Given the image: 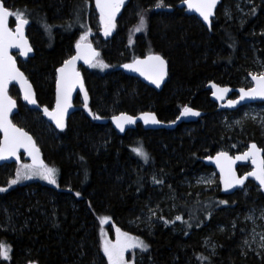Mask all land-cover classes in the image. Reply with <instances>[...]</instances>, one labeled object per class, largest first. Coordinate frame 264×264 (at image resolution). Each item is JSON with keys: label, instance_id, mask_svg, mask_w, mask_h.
<instances>
[{"label": "trees", "instance_id": "trees-1", "mask_svg": "<svg viewBox=\"0 0 264 264\" xmlns=\"http://www.w3.org/2000/svg\"><path fill=\"white\" fill-rule=\"evenodd\" d=\"M2 1L12 12L26 10V36L34 54L18 66L37 104L51 108L56 69L82 35L97 33L101 15L93 0ZM180 1L163 0L158 8L159 0H124L112 21L115 29L94 46L95 66L82 69L88 112L76 94L63 130L16 100L11 120L32 135L45 165L56 169V184L10 185L0 173V188L6 189L0 192V243L11 249L0 264H109L103 245L116 242V229L148 246L129 247L125 264H264V256L244 252L246 223L240 218L250 205L264 204V191L250 181L232 195L222 194L217 182L213 192L188 185L195 174L210 169L202 163L206 155L241 152L250 142L264 155V136L254 122L224 120L244 106L219 111L206 89L209 82L247 87L249 75L264 66V0H245L243 12L233 0H220L210 27L188 15ZM141 17L144 25L136 31ZM13 21L11 16V26ZM150 53L160 54L168 65L159 91L116 69ZM185 106L204 114L171 130L137 124L122 135L109 122L118 113L145 111L171 122ZM151 207L164 212L159 222L147 224ZM103 217L108 220L102 224ZM203 241L213 244L212 251Z\"/></svg>", "mask_w": 264, "mask_h": 264}, {"label": "snow or ice", "instance_id": "snow-or-ice-1", "mask_svg": "<svg viewBox=\"0 0 264 264\" xmlns=\"http://www.w3.org/2000/svg\"><path fill=\"white\" fill-rule=\"evenodd\" d=\"M190 9H195L197 13L203 18L205 22L209 21L210 16L213 15V9L217 4V0H184ZM97 7L101 13V22L105 25V35H108L111 29L115 26L112 21L115 18L116 13L120 10L124 0H96ZM163 0H159L156 7H163ZM15 16L16 20V31L12 32L8 29V18ZM28 23L26 19V10H16L15 12L10 11L8 8L0 4V131L4 132V139L0 141V160L6 159L9 156H15L19 148H24L25 151L29 152L33 157L32 165H24V171L17 169L16 179L10 180L9 184H16L19 179H29L33 176H39L41 179L46 180L49 184H56V169L49 168L38 159L39 150L36 149L35 144L32 141V137L28 135L22 128L16 127L9 120V113L13 108L16 107V102L8 95V84L10 81H17L21 85V89L24 93L23 98L29 104H35L31 85L28 84L23 73H21L15 65V61L12 56L8 54V49L17 47L21 49V54L26 55L27 52L31 51L28 47L27 40L23 34V26ZM144 25V18L141 17L140 25L136 28V31H140ZM87 33L80 37V41L77 42L76 47L78 55L72 57L69 60L64 61V66L57 69V98L56 107L51 112L47 108L44 109L46 115H48L56 124L58 128H64V115L70 106L68 104V98L71 94L72 88L80 82V73L75 70V61L82 58L80 54L81 41L86 40ZM92 56H98V53L91 51L90 45L87 46ZM85 63H89L87 56L83 57ZM95 66V65H93ZM101 67H107L103 62H100ZM125 68H129L132 71H139L141 75H145L146 78L151 79L157 87L160 86V81L164 78L165 73V61L159 55L149 56L147 60L140 61L136 60L131 65H124ZM253 80L256 81L257 87L245 91L241 89V99L247 97H264V74L253 75ZM213 87H216L213 85ZM81 89L83 90V84L81 83ZM226 92L228 89H223ZM87 94L85 93V107L87 108ZM236 103L230 101V104ZM198 116L199 113L193 111L191 108L185 106L181 112V116ZM97 118L98 117H94ZM141 118L147 124L159 123L155 116L151 113L142 114ZM179 119V117L177 118ZM114 123L117 127L123 131V123H133L134 119L130 116L122 114L118 117H113ZM138 156H141L145 160L148 159V154L143 151L142 148L134 149ZM259 150L255 144L250 146V151L238 156L235 159H246L249 156L253 157V164L257 163L255 156ZM226 161L228 169V179H225L224 172L225 167L221 164V160ZM234 161L228 157L227 153L221 152L217 154L216 163L220 167L222 173V179L224 180L225 187H232L233 184H243L246 178H236L232 172L231 165ZM247 175L254 177L259 184L264 187V160L259 162V167L254 169ZM159 183V181H157ZM6 191L5 188H0V192ZM79 196L80 194L77 193ZM221 203H224L223 201ZM177 220L181 217L177 216ZM108 217L101 218V223H106ZM117 240L116 242L110 243L104 242L103 251L105 256L108 258L109 264H125L124 253L129 247H140L143 250L147 249V245L136 238H131L127 233H121L119 229H116ZM135 239V244L131 241ZM10 247L4 243H0V259L8 260Z\"/></svg>", "mask_w": 264, "mask_h": 264}, {"label": "water", "instance_id": "water-1", "mask_svg": "<svg viewBox=\"0 0 264 264\" xmlns=\"http://www.w3.org/2000/svg\"><path fill=\"white\" fill-rule=\"evenodd\" d=\"M94 2V5H95V8L97 9V11L100 13V10L99 8L97 7V3H96V0H93ZM220 2V0H217V4L216 6L214 7L213 9V15L210 16L209 18V21L208 22H205L203 20V18L199 15V13H197L195 11V9H190L188 7V5L184 2V0H181L180 3H179V6H182L184 9H185V12L188 14V15H193L195 16L197 19H199L206 27H210L211 23H212V19L214 17V14H215V10H216V7L218 5V3ZM0 4H2L4 7H6L3 3L2 0H0ZM7 8V7H6ZM9 9V8H8ZM10 10V9H9ZM101 15V13H100ZM10 21H11V16L8 18V29L12 32H15L16 31V20L14 22V25L11 26L10 25ZM27 26H28V23L25 24L23 26V34H24V37L25 39L27 40V43H28V47L31 48V51L27 52L26 55H22L21 54V49L20 48H17V47H12V48H9L7 51H8V54L10 56H12L13 60L15 61V65H16V68L21 72L23 73L25 79L27 80L28 84L31 85V90H32V93H33V96H34V99H35V93H34V90H33V87H32V84L30 83V81L28 80V78L26 77V75L24 74V72L19 68L18 66V62H17V59H16V55L19 56V58L21 59V61H26L28 60L29 58H31L34 54V49H33V46L31 45L28 37L26 36V29H27ZM81 50H80V54L82 55V58L80 59H77L75 61V70L77 72L80 73V82L83 84V90L81 89V83H77L76 86L74 88H72L71 90V94L68 98V104L70 105L64 115V128H65V124H66V120L69 118V116L71 115V113L73 112L74 108H73V98L76 94H79L81 100L83 101V104H84V108L85 110L88 112V106L87 108L85 107V93L87 94L86 92V87H85V83H84V77H83V73L81 71V67H87L89 66L91 63L94 62V60L96 59L97 56H92L88 47L90 45V48H91V51H94L95 53H98V50L94 48V45L90 42H81ZM78 55V51H77V47L76 45L74 46V50H73V53L70 57H68L66 60H69L71 59L72 57L74 56H77ZM155 55H159L160 57H162L160 54H157V53H150V54H146V55H143L141 57H137L131 61H128V62H125V63H122L120 65L117 66V70L121 71L122 73H124L125 75L127 76H130V77H133V78H137L139 79L144 85L154 89V90H157L159 91L163 85L165 84L166 80H167V76H168V65H167V61L162 57V59L165 61V75H164V78L160 81V86L157 87L156 84H154L152 82L151 79H148L145 77V75H141L139 71H132L131 69L129 68H125L124 65L128 64V65H131L133 64L134 61L136 60H140V61H145L147 60V58L149 56H155ZM87 56L89 58V63H85V59L83 57ZM64 66V61L63 63L57 68H61ZM57 69L55 71V85H54V103L52 105L51 108H47L49 110V112H51L53 109H55L56 107V98H57V76H58V73H57ZM253 75L255 74H251L249 75V79L251 80L252 82V86L251 87H230L228 85H221V84H218V83H214V82H209L207 85H206V89L209 91V99L212 103H214L216 106H217V110L219 111H229V112H233V111H236L238 108L240 107H243V106H246V105H249V104H255V103H263L264 104V97H259V96H255V97H245L244 99H241V92L240 90L241 89H244L245 91L249 90V89H252V88H255L257 87V84H256V81L253 80ZM213 85H215L216 87H213ZM11 86H15L20 94V99H21V102H23L25 105H27L28 107L30 108H33L35 110H38L42 115H43V118L44 120L52 125L53 127H55L57 130H63L61 128H58L55 124V122L48 116L45 114L44 112V109L46 107H41L37 104V102L35 104H29L27 101L24 100L23 98V91L21 89V85L19 82L17 81H10L9 84H8V95L16 102V100L9 94V89ZM223 89H228V91L224 92L222 91ZM36 100V99H35ZM230 101H235L236 103L234 104H230ZM87 104H88V99H87ZM191 108L193 111L195 112H198L199 115L198 116H192V115H188V116H181V112L182 110L179 111V113L177 114V116L175 117V119L171 122H163V121H160L156 115L152 112V111H145V112H141L137 115H131V114H128V113H118L116 115H113L110 117L109 119V122H110V125L111 127L114 129V131L119 134V135H122L124 134L126 131L128 130H131L133 128H135V126L137 124H140L145 130H159V129H168V130H171V129H174L177 125H180L182 123H194L196 122L201 116H203L204 112L201 111V110H198L196 108H193V107H189ZM18 110V106H17V102H16V107L12 109V111L9 113V120L12 122L11 120V117L17 112ZM144 113H151L155 116V118L159 121V123H145L144 120L141 118L142 114ZM122 114L126 115V116H130L134 119V122L133 123H123V131H121L120 128L117 127L116 123H114L113 121V117H118V116H121ZM179 117V119H177ZM97 120H100L99 118ZM104 121V120H102ZM13 123V122H12ZM14 124V123H13ZM16 127H19L18 125L14 124ZM21 128V127H19ZM23 129V128H22ZM25 132H27L25 129H23ZM29 136L32 137V135L27 132ZM4 139V132L3 131H0V141H2ZM32 141L33 143L35 144V147L36 149L39 150L38 152V159L39 161H42L43 164L45 165V161L42 157V152L39 148V146L36 144L34 138L32 137ZM252 144H255L257 146V149L259 150L257 153H256V156H255V159L257 161V163L254 165L253 164V157L252 156H249L247 157L246 159H235L236 157L238 156H243L244 153L246 152H249L250 151V146ZM221 152H224V153H227L228 154V157L232 158V160L234 161L231 165V168H232V172L234 173L235 177L236 178H245L244 179V182L243 184H233L232 187H228L226 188L225 187V183H224V180L222 179V173H221V169L220 167L217 166V163H216V157H217V154L218 153H221ZM25 159L29 162L30 165L33 164V157L32 155L29 154V152L25 151L24 148H19L17 150V153L15 156H9L7 157L6 159H3V160H0V167L3 166V165H10V164H15V165H18L21 163V159ZM261 160H264V155H263V150L260 146H258V144L256 142H250L247 147L241 151V152H237V153H229L228 151H225V150H221V151H217L213 154H210V155H206L202 158V163L213 169L216 173V175L218 176V183H219V187H220V191L222 192V194H225V195H232L234 194L237 190H241L244 188L245 184L250 181V182H253L257 187H259L261 189V191H264V187H262L259 182L252 176H249L247 175L248 173L252 172L254 169L258 168L259 167V162ZM221 164L224 165L225 167V172H224V177L225 179H228L229 176H228V169H227V163L226 161H224L223 159L221 160ZM249 167L248 170H246L245 172H239L238 171V168L239 167ZM25 264H37L36 262H33V261H30V262H27Z\"/></svg>", "mask_w": 264, "mask_h": 264}, {"label": "rangeland", "instance_id": "rangeland-1", "mask_svg": "<svg viewBox=\"0 0 264 264\" xmlns=\"http://www.w3.org/2000/svg\"><path fill=\"white\" fill-rule=\"evenodd\" d=\"M236 7H238V10L244 11L248 8V4L245 0H233ZM12 19L15 20V16H12ZM114 24V23H113ZM115 29V26L111 29L109 34ZM94 32V30L87 36L86 42H91L94 44L95 47H97L98 44H100V41L102 38H104L105 35V25L102 24L100 21V26L97 27ZM98 48V47H97ZM17 60L20 61V58L16 55ZM94 64L92 63L89 68H93ZM260 70L259 72L254 73L255 75L264 74V66L259 64ZM247 87L252 86V82L250 79H248V82L246 83ZM9 94L15 99L20 100V94L15 86H11L9 89ZM250 120L252 123L256 125L258 128L260 134L264 136V104H249L244 106V108L241 109V112L236 115H230L225 116L224 120L232 124H238L242 120ZM247 147V146H246ZM261 147V146H260ZM262 148V147H261ZM263 149V148H262ZM24 165H30L28 161L25 159H22L21 163L18 165L10 164L8 167H5L3 173L0 170V173L4 175L7 180H13L16 179V172L17 169H21V171H24L23 166ZM48 167V166H47ZM247 170L249 167L246 168ZM30 181H37V182H47L44 179H41L39 176H33L29 179L21 178L18 180L16 184H24ZM218 183V176L216 175L215 171L213 169H209L206 172L195 174L193 177L192 183L188 185L192 186H198L200 188V191H210L213 192L216 189L215 183ZM256 186V185H255ZM256 189H260L256 186ZM247 188L244 192H242V197L244 198L246 196ZM197 192V191H196ZM163 208H166V206H162ZM163 208H154L151 207L149 209L147 217L144 219V223H157L159 222L161 216L163 214ZM168 209V208H166ZM173 209V207H172ZM169 210H166L168 212ZM241 221L246 223V227L242 229V248L244 252L250 253L251 255L255 256L257 259H260L264 256V204H260L259 206H252L244 209L241 213ZM204 242V241H203ZM207 245V250L212 251L213 244L211 242H204ZM135 244V243H134ZM128 253V251L126 252Z\"/></svg>", "mask_w": 264, "mask_h": 264}, {"label": "flooded vegetation", "instance_id": "flooded-vegetation-1", "mask_svg": "<svg viewBox=\"0 0 264 264\" xmlns=\"http://www.w3.org/2000/svg\"><path fill=\"white\" fill-rule=\"evenodd\" d=\"M13 22H15V21H13ZM74 50V49H73ZM18 56V55H17ZM19 57V56H18ZM16 59H17V57H16ZM18 61V60H17ZM20 61H21V59H20ZM27 61V60H26ZM83 68H86V67H81L80 69H81V71H82V69ZM82 73H83V71H82ZM79 95V94H78ZM74 99V98H73ZM73 103V102H72ZM73 108H74V104H73ZM23 159V158H22ZM22 159H21V161H22ZM27 161V160H26ZM4 166V165H3Z\"/></svg>", "mask_w": 264, "mask_h": 264}]
</instances>
